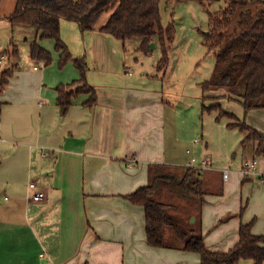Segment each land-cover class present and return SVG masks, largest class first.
<instances>
[{
	"label": "crops",
	"instance_id": "1",
	"mask_svg": "<svg viewBox=\"0 0 264 264\" xmlns=\"http://www.w3.org/2000/svg\"><path fill=\"white\" fill-rule=\"evenodd\" d=\"M11 1L0 18L13 11ZM16 28L24 40L36 39L49 50L39 33L23 25L11 27V38ZM60 36L74 57H86L96 100L88 105L89 94L82 92L61 111L57 86L74 82L79 72L73 59L60 66L57 51L49 63L25 59L13 70L0 93V264H202L196 252L147 243L144 207L126 196L148 183L153 164L199 170L206 193L199 210L194 203L186 211L209 250L234 246L241 223L252 221V232L264 235V156L256 157L257 173L244 175L242 160L255 157L254 148L242 149L240 132L233 142L238 129H228V119L216 123V112H204L201 128L190 123L187 109L176 105L169 66L162 75L155 59H127V40L82 31L64 18ZM245 120L264 133L255 122L264 121V108L250 109ZM207 123L225 135L219 140L224 154L239 140L237 169L217 159ZM203 159L210 164L202 166ZM36 191L44 192L43 200L31 199Z\"/></svg>",
	"mask_w": 264,
	"mask_h": 264
},
{
	"label": "trees",
	"instance_id": "2",
	"mask_svg": "<svg viewBox=\"0 0 264 264\" xmlns=\"http://www.w3.org/2000/svg\"><path fill=\"white\" fill-rule=\"evenodd\" d=\"M162 0H16L13 11L6 16L11 27L17 25L33 28L39 37L51 38L59 53V65L73 59L79 78L66 85L57 86V104L65 111L74 96L88 93V105L95 103L93 87L86 80L88 65L84 55L74 57L60 36L62 18L77 22L82 31L97 30L122 42L134 37L141 39L138 46L144 54L152 51L156 37L161 50L157 70L161 74L169 63V48L174 38L173 26L164 25L161 18ZM171 1V0H165ZM189 1V0H175ZM201 4L218 0H194ZM226 3L210 13V28L205 43L214 51V65L209 77L199 82L203 92L221 91L212 95L214 103L202 104L204 112H216L215 120L228 119V129L237 128L242 134L240 145L254 148V156L264 155V133L250 126L245 118L225 110L221 97L237 100L244 112L264 108V0H224ZM97 6L90 12V8ZM106 15L104 19L102 17ZM9 67L0 70V93L8 84L20 58L17 46L11 41L2 52ZM32 59L49 63L52 54L36 39L29 41ZM207 96H202L204 101ZM176 193L187 204H200L206 188L199 170L192 165L153 164L148 183L128 194L130 202L144 207L146 240L153 247H176L196 252L202 264H236L250 259L253 264H264V235L252 232L253 222L241 223L238 241L225 252L207 248L200 230L185 228L171 214L174 203L163 201L164 190ZM170 228L177 244L165 241L166 229Z\"/></svg>",
	"mask_w": 264,
	"mask_h": 264
},
{
	"label": "rangeland",
	"instance_id": "3",
	"mask_svg": "<svg viewBox=\"0 0 264 264\" xmlns=\"http://www.w3.org/2000/svg\"><path fill=\"white\" fill-rule=\"evenodd\" d=\"M11 3V0H2L0 16L6 14ZM225 4L226 3L224 0L213 1L210 3L205 2L204 4L194 0H162L160 2L162 23L166 26H173L174 31V38L169 48V67L167 73H169L171 77V83L174 87V92L176 95H178L176 96V99H178L176 105H180L187 109V117L189 122L193 123V125H197L198 128H201L203 124V117H205V115H203L204 111L202 110V104L204 102L209 104V101H212L211 98H206L204 101H202L201 96H203L204 92L199 86L200 81H203L209 77L214 65V51L210 50L205 43L206 32H208L210 28V13L215 12ZM105 17L106 15H104L102 19ZM12 39L14 44L18 46L20 56L18 62L21 64L25 59H32L29 55L30 40H24L22 37V31L17 30V28L14 31L13 38H11V24L9 23L7 17L0 18V51L4 48H7ZM140 42L141 39L138 37H134L126 41V46L128 48L126 50V58L132 59V57L137 56L139 59H145V61L149 64L152 63V59H155L152 64H154L156 67V60L159 59L161 55L160 45L156 37L154 38L155 45L149 54H144L137 49ZM43 43L48 44V49L52 52V56H55L56 50L54 49L53 39L44 38ZM9 66L10 64L6 60L4 64L0 65V68L3 69ZM181 93L184 94V97L181 95ZM217 93L219 94L222 92L218 90ZM196 95L199 97V101L197 102L191 98ZM221 102H223L222 107H224L225 110L233 112L242 119L245 118L246 113L244 112L239 101L221 99ZM194 113L197 114L194 115ZM262 114L263 112H256V115L259 117L262 116ZM218 122L220 121H216V123ZM255 122L261 125V127L264 129V121H261L260 123L256 120ZM207 129V133L209 130L214 132L213 136L216 140V142L213 140L215 148L214 151L219 154L217 159L230 164L229 169L231 171L237 169L240 165L242 155V151L239 148V140L236 141V144L233 146L232 150L224 154L225 149L219 147V140H223L225 135H220L218 130L215 127H210L208 123ZM238 132L239 130H234V132H232L233 142L235 141L236 137L239 138ZM230 140L232 141V138H230ZM263 156L264 155H261L262 158ZM160 198L163 201H167L172 204L174 203L176 205L174 208L170 209L169 212L175 215L185 228H193L195 226L191 220L193 216H190L187 219L186 211V209H189L188 205H191L195 209L194 202L191 203L190 201V204H187L182 199H180L176 193L167 189H165L164 192L160 194ZM165 241L171 244L178 243V241L174 239L170 228L166 229Z\"/></svg>",
	"mask_w": 264,
	"mask_h": 264
},
{
	"label": "built area",
	"instance_id": "4",
	"mask_svg": "<svg viewBox=\"0 0 264 264\" xmlns=\"http://www.w3.org/2000/svg\"><path fill=\"white\" fill-rule=\"evenodd\" d=\"M6 55L4 53H0V65L3 63V61L5 60ZM36 68V67H35ZM194 158H192V162H193ZM210 164V160L209 159H203L202 160V166H206ZM258 165H259V160L256 157H252V158H244L242 160V171L244 173V175H250V174H254L257 173L258 170ZM228 177V170H224L223 171V178L226 179ZM261 177L264 178V172L261 174ZM30 186L33 187L34 184L30 183ZM31 199L34 201H41L44 199L45 194L43 191H36L34 193H32L30 195Z\"/></svg>",
	"mask_w": 264,
	"mask_h": 264
},
{
	"label": "water",
	"instance_id": "5",
	"mask_svg": "<svg viewBox=\"0 0 264 264\" xmlns=\"http://www.w3.org/2000/svg\"><path fill=\"white\" fill-rule=\"evenodd\" d=\"M97 6V4H95V5H93L89 10H90V12L92 11V10H94V8ZM192 221L194 220L193 219V217H192V219H191Z\"/></svg>",
	"mask_w": 264,
	"mask_h": 264
}]
</instances>
